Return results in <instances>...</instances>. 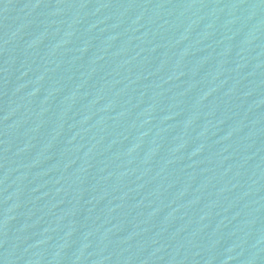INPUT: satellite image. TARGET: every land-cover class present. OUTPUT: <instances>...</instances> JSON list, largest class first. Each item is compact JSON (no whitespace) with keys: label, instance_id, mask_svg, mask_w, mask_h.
Listing matches in <instances>:
<instances>
[{"label":"water","instance_id":"95a60500","mask_svg":"<svg viewBox=\"0 0 264 264\" xmlns=\"http://www.w3.org/2000/svg\"><path fill=\"white\" fill-rule=\"evenodd\" d=\"M0 264H264V0H0Z\"/></svg>","mask_w":264,"mask_h":264}]
</instances>
